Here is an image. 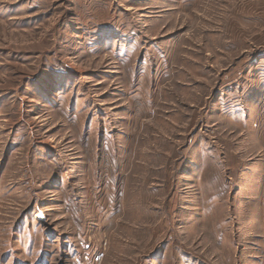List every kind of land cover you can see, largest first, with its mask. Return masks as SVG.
Wrapping results in <instances>:
<instances>
[{"label": "rangeland", "instance_id": "1", "mask_svg": "<svg viewBox=\"0 0 264 264\" xmlns=\"http://www.w3.org/2000/svg\"><path fill=\"white\" fill-rule=\"evenodd\" d=\"M0 264H264V0H0Z\"/></svg>", "mask_w": 264, "mask_h": 264}]
</instances>
